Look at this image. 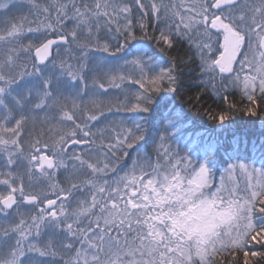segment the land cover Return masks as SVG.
<instances>
[{
    "label": "snow or ice",
    "instance_id": "1",
    "mask_svg": "<svg viewBox=\"0 0 264 264\" xmlns=\"http://www.w3.org/2000/svg\"><path fill=\"white\" fill-rule=\"evenodd\" d=\"M195 118L264 124V0H0V264H264V131Z\"/></svg>",
    "mask_w": 264,
    "mask_h": 264
},
{
    "label": "trees",
    "instance_id": "2",
    "mask_svg": "<svg viewBox=\"0 0 264 264\" xmlns=\"http://www.w3.org/2000/svg\"><path fill=\"white\" fill-rule=\"evenodd\" d=\"M188 130L207 131L208 134L219 137L224 146L227 147L228 142L232 139L233 133L239 132L241 134L249 135L250 137H259L262 131H264V124H262L256 118H253L252 120L243 118L231 128L225 129L223 131H213L211 125L204 118H195L193 127ZM221 156H223L225 159L227 158L223 149L221 150Z\"/></svg>",
    "mask_w": 264,
    "mask_h": 264
}]
</instances>
